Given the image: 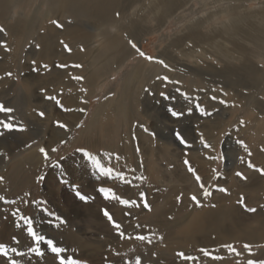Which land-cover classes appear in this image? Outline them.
<instances>
[{"label":"rangeland","instance_id":"obj_1","mask_svg":"<svg viewBox=\"0 0 264 264\" xmlns=\"http://www.w3.org/2000/svg\"><path fill=\"white\" fill-rule=\"evenodd\" d=\"M23 1L24 3L19 10L27 15L35 11L36 6L42 10L49 7L46 0ZM178 1L174 0V6L169 9L170 12L165 22H160L162 24L160 27L157 20L161 18L159 13L162 12V7L158 5L156 0H120L119 7L117 6L118 9L115 11L119 13L120 24L125 23V21L123 22L124 18L132 19L138 13V15L145 16L144 23L147 31L140 34L133 41L146 56L161 58L172 68L174 63L180 64L182 61L190 62V64L194 62L198 63L196 65H200L195 59L183 60L178 55L182 51H190V48L196 50L193 43L185 39H178L179 41H175L172 48H168L173 39L182 36L181 31H184V28L188 25L206 17L202 31L209 33L208 31L213 29L212 26L220 28L222 24L233 19L234 15L242 14V9H230L234 6L243 5L246 6L245 12L259 11V13L264 14L262 12L264 11V0H251L242 3L235 0H231V2L229 0H220L219 2L218 0V5H216V0H180L179 3ZM209 4L211 5L209 6ZM178 8L181 9L178 10ZM231 10H234V12ZM151 11L154 12L149 13ZM65 16L60 18L55 16L51 19L60 22L63 25L62 29L55 28L50 23L51 20L44 22L43 19H40L29 32L24 31L18 36H10L9 33L8 37L4 35L2 39L10 51L6 52L3 48H0V104L14 109L12 116L15 117V122L21 123L26 130L24 132L5 133L0 136V141H10L11 136H24L23 146L18 148V151L15 150L11 155L6 156L4 166L0 167V177H3V182L0 183V196H4L8 200H17V203L13 205L0 203V243H4L9 247L16 246L20 250L26 251V248L22 245L27 242V238L20 229L15 227L16 222L11 216V211L16 207L23 209L24 205L21 201L32 199L45 201L46 204L40 205V207H47L50 211L65 219V224L53 228L40 220L41 213L36 209L29 208L25 210L26 214L35 218V223L41 231L47 232L59 246L68 249L63 254L65 257L72 255L74 258H79L81 264H123L125 259L135 258L137 255L142 257L143 264H188V262L181 261L176 257L175 253L183 251L188 255L201 256L197 251L200 247L213 249L224 244L222 240H218L219 236L213 235L209 238L205 236L204 229L211 223L205 215L210 210L227 212L230 215L229 219L232 224H239L247 233L255 235L253 240L238 237L237 240L228 242L234 244L238 251L244 253L242 247L244 243L264 245V232H252L254 229L264 230V217L262 216L264 214V176L247 167L248 162L251 161L256 168H264V152L260 150L264 148V86L255 95L249 97L251 100L245 96L236 98V95H233L235 93H229V89L226 90L218 86L225 85L227 88L237 91L239 88L233 82L235 78L223 79L216 70L214 72L198 70L200 75L203 74L200 76L201 79L205 81L196 78L195 80L192 73H177L176 69H172L166 74L165 68L140 57L129 43L126 44L127 42H125V45L133 50V55L120 69L117 71L111 70L107 73V70H104L105 63L102 62L103 59L105 62V58L101 55L105 53L104 40L97 38L94 41L91 35L89 39L95 46L89 47L90 41L85 42L81 45L84 48L82 52L80 46V49L78 48L80 51L76 52V47L72 46L73 42L68 41L66 36H62L56 41L57 46L53 48L55 52L52 51L47 55H42L43 40L39 43L35 42L37 35H53L57 31V33H62L66 29L65 26L73 25V23L68 22ZM197 18L198 20H196ZM0 27L6 29L1 20ZM102 29L104 28L102 27ZM111 30L113 34L120 37L119 40L125 41L122 31L114 28ZM31 31H34V34ZM61 40L69 45L71 48L70 53L64 50L63 45L60 43ZM180 41L185 43H182V45ZM36 45L40 46L39 49ZM180 45L181 47H179ZM187 45H189V49L186 48ZM259 45L264 48V40L260 41ZM247 46L250 51L253 50L251 44ZM79 53H82V57H79ZM217 53L220 55L219 51ZM198 56L205 60L202 53H199ZM253 60L258 63L261 69H264V58ZM32 61H36L37 66L47 64L48 69L41 68L39 72L33 71ZM209 61L220 67V63L215 57ZM77 63L81 64L82 68L68 67L61 69L56 67L60 64L70 66ZM139 65L138 70H140L141 77L134 87H128L129 99H126L127 102L124 101L129 109L126 116L115 115L112 111V104L109 103L108 106L110 107L106 110L105 107L99 109L108 99L112 98L115 101L116 97L118 98L119 95L123 94L127 78L132 74L134 68L139 67ZM146 71H149V77L146 76ZM8 72L12 73L11 77L6 75ZM92 73L94 76H92ZM126 74L129 75L126 76ZM157 74L167 75L170 80L179 81V83L165 84L156 79ZM73 75L83 76V82L74 81L72 79ZM144 76L146 77L144 78ZM89 80L94 82V86L89 87L87 85L90 83ZM97 83L100 84L96 86ZM81 88L86 89V92H81ZM145 89H150V91L146 92ZM181 92L187 93V100L181 96ZM80 93H85L84 97L87 94L89 96L87 97L84 115L77 124L79 127L76 125L73 128V124L79 114L82 113L77 111L79 107L76 102ZM141 93L148 94L152 101V103L150 101L149 106L157 114L160 112L159 120L163 121L156 120L157 122H155L154 119L157 115H152L153 117L149 118V114L142 106L145 99L140 96ZM48 95L57 96L65 108L72 110L63 111L57 108L53 102L45 98ZM27 96L29 98L32 96V99L29 100L27 106H24L26 100L23 101V99ZM156 96H158V100L155 98ZM212 96H216L217 101L219 99L227 100L229 107H224L217 101H212L210 99ZM196 103H200L205 111L211 112L212 115L202 116L195 110L188 113L187 109L193 107ZM170 108L184 111L185 115L180 119H174L169 113ZM41 111L45 113L44 118L37 115ZM101 111L104 114L99 115V118L95 120L94 117L101 114ZM6 118L4 114H0V119ZM241 120L244 121L243 126L240 124ZM57 121L67 125L68 130L65 131L59 128ZM139 130L148 137L142 138L141 136L140 138ZM178 131L183 134L188 144L191 145L190 148L180 144L176 139ZM211 131H213V135L209 134ZM64 133H68L66 138L60 139L59 136ZM201 133L204 139L213 145L214 151H209L200 144ZM25 135L32 138L26 141ZM237 139L243 140L247 144L252 152L251 157L236 145L235 141ZM60 140H63V143ZM27 145H31V147H27ZM41 147H45L49 151V162H40L39 157H42V155L39 149ZM52 148H56L57 151L51 153ZM78 149L87 153L78 151ZM220 153L225 155V160L207 158L208 156L218 157ZM117 156H119V160L116 159ZM240 157H243V162ZM185 159L190 161L192 167L197 170L203 182L213 193L207 199H204L202 195L200 196L202 206L199 208L188 199L192 194H199V187L191 174L187 172L184 165ZM97 164L104 167H113L117 171L136 169L135 176H143L142 181L135 182L139 187L127 190V195L138 196V193L143 191L152 210L149 212L142 207L131 209L133 213L131 225L139 223L142 228L134 229L129 226L128 220L124 221L125 228L129 233L143 232L147 234L143 227L146 225L148 230H154L159 236H163L162 241L154 239L153 243L148 245L134 240H120L115 236L100 209L107 206L115 217L120 219L121 207L118 203L113 205L104 201L96 193V188L102 183V178L96 170ZM51 169H54L53 174L49 173ZM213 169L216 170L215 173ZM81 171L83 176H86V172H88L87 175L91 180L99 179L100 181H95L92 185L88 181L89 178L88 180H86V177L85 179L75 178L74 174ZM237 171L242 172L247 179L241 180L237 177L235 175ZM127 175L128 179L133 178V173L127 172ZM41 176H43V179L38 181ZM54 181L60 186L58 197L55 199L62 202L65 200L64 207L63 205L62 207L55 205L54 196H51L48 190L51 187H47V183L52 184ZM103 186L114 187L120 194H125V190L121 188L118 181H112ZM218 187L226 188L228 190L227 194L217 191ZM53 190L57 192V186H53ZM76 191L84 195L96 196V198L85 204L76 198ZM25 193H30V197H26ZM64 194H67L66 197L71 198L70 200L73 202L67 203ZM177 196H181L180 203H177ZM241 196L244 197L245 204L248 207L255 208L257 211L254 213L244 211L238 203ZM51 199L54 204L50 201ZM71 204L80 206L79 209L76 208L78 213L71 208ZM187 215V220L182 223V219ZM14 236L21 241V244L13 243L12 238ZM257 237H259V242H255ZM192 241L194 242L190 243ZM42 250L45 251V255L40 257L14 258L20 259L21 264H57L54 254L47 252L46 249ZM253 252L255 253L254 256H248L247 253H244L237 258L228 256L224 249H220L218 254L225 257L223 260L208 261L206 258L201 257V264H236L237 259L240 260L241 264H246L248 259L264 260V247H254ZM115 253H119V255ZM152 253H155V256H152ZM0 264H7V262L0 258Z\"/></svg>","mask_w":264,"mask_h":264},{"label":"bare ground","instance_id":"obj_2","mask_svg":"<svg viewBox=\"0 0 264 264\" xmlns=\"http://www.w3.org/2000/svg\"><path fill=\"white\" fill-rule=\"evenodd\" d=\"M179 1H178V3H179ZM187 1H189V0H187ZM217 1L218 0H216L215 2L217 3ZM229 1L231 2V0H229ZM235 1L242 3V2H248L251 0H235ZM119 2H120V0H46V3L49 5L48 8H46L45 10H42L40 7L36 6L37 8L35 9V11L31 10L32 11V12L30 11L31 14L27 15V14H24V12L19 10L20 6L24 3L23 0H0V13H1L0 14V20L5 24V28H6L5 29L6 34L5 33L0 34V39H1V41H3L2 39L4 38V35L5 36L7 35L6 37H8L9 33L11 34L10 36H12V35L18 36V35H21L24 31L29 32L32 29V27L37 23V21H39L40 19H43L44 22H48L49 20L52 19V17L59 16V18H60L64 15H66L65 17H67L68 22L73 23V25L65 26L66 31L64 30L62 33H57L58 32L57 31L53 35L49 34L46 36L43 34L37 35L35 42L39 43V41L43 40V42L41 41L42 45H43V50L41 51L42 52L41 54L47 55L48 53H51L53 51L54 46L55 47L57 46L56 41L62 36H66V39L68 41H71V43L73 42L72 46L76 47L75 48L76 52H78V51H80V50H78L79 46L81 47L82 44H85V42L88 43V41L91 40V39H89L90 35H91L92 40L97 39V38L104 40L103 43L105 45L104 44L103 45L105 48L104 49L105 53L101 54L105 58V62H104V59L102 60V62L105 63V69L104 70H107V73L111 72V70L117 71L133 55V52H132L133 50L129 46L125 45V42H127L126 44H128L129 39H131V40L137 39L140 36V34L147 31V27L145 26V23H144L146 20V17L142 16V15H138L139 13L137 14L138 16L136 15L137 17L134 16V17H132V19H130V18L128 19V17L124 18L123 22L125 21V23L120 24V22H119L120 20H119V18L117 19L116 12H115L119 7L118 6ZM156 2L158 3V5H160L162 7V9H161L162 12L160 11V9H158L161 12V13H159V14H161V18L157 20V24L160 27V25H162V24H160V22L161 21L165 22V19H166L168 13L170 12L169 9L174 6L176 1L174 2V0H156ZM219 2H220V0H219ZM189 3H191V2H189ZM148 4H149V2H148ZM205 4H207V3H205ZM210 5L211 4H209V6ZM216 5H218V3ZM213 6H215V5H213ZM263 6H264V4H263ZM245 7L246 6H243V5L231 7L230 9H238V8L242 9L243 10L242 14L234 15L233 19H230V21L228 23L222 24L220 28H214L212 26V28H213L212 30H210V31L206 30L209 33H206V32L204 33L202 31L203 26L205 25V18L206 17L204 19L201 18L199 20L197 18L196 19V20H198L197 22L194 19V21L196 23H193L191 25L187 24L188 26L184 28V31H181L182 32L181 37L176 38L175 40L173 39L172 41L169 40V41H171V43L168 46V48H172L174 42L177 41L178 39H180V40L185 39L186 41L193 43V47L196 46V50H195V48L194 49L190 48L191 49L190 51L189 50L186 51L188 53H186L185 51H182V52H180V54L178 53V55H179V57L183 58V60L195 59L200 63V65H196L198 63L193 62L195 64V66H194L193 63L190 64V62L180 60V61H182V62H180V64L174 63L173 68L171 67V65H170V67L172 69H176L177 73H180V74L182 72L183 73L184 72L185 73L186 72L192 73L195 76L194 79L195 78L201 79L200 76L203 75V74L200 75L198 70H207V71H212V72H214L216 70V71H218V75L220 77H222L223 79L224 78L228 79L230 77L235 78V80L233 82H235L239 88L237 91L232 90V88H227L225 85H218V83H216V85L221 86L223 89H226V90L229 89V93H231V92L235 93L233 95H236L235 96L236 98L245 96V97H248V99H249V97H252L253 95H255L256 92L259 91L264 86V69L263 68L261 69L258 66V63H256L253 60V59H258V58H262V59L264 58V48H261L262 46L259 45L260 41L264 40V14L259 13V11H257L258 13L257 12H245V10H246ZM39 8H40V10H39ZM183 8H185V6H183ZM179 9H181V8H178V10ZM255 9H259V8H255ZM231 11L234 12V10H231ZM153 12L154 11H151L149 13H153ZM262 12H264V11H262ZM228 13H230V12H228ZM235 13H237V12H235ZM154 14H156V13H154ZM204 16H206V15H204ZM208 16H210V15L208 14ZM217 16H218V14H217ZM223 16H221V17H223ZM209 20H210V18H209ZM209 20H208V22H209ZM213 21H214V19H213ZM134 26H135V28H134ZM102 27L104 29H102ZM113 28L118 29V30L123 32L122 36H124V38H125L124 42H122L121 39L119 40L120 37H117L116 34L112 33L113 31L111 29H113ZM33 32L31 31V33H33ZM94 33H97V34H94ZM33 34H32V36H33ZM7 40H8V38H7ZM216 41H218V42H216ZM90 43L91 44L89 47L95 46L92 41H90ZM182 43H185V42H181V44ZM246 44L247 45L251 44L253 46V50L250 51L249 47ZM188 46L189 45H187L186 48H188ZM179 47H181V45ZM96 48H98V47H96ZM165 48H167V47H165ZM90 49L92 50V48H90ZM175 50H178V49H175ZM86 51H88V50H86ZM217 51H219L220 55H218ZM53 52H55V51H53ZM248 52H250V53H248ZM199 53H202V56H204L205 60H203V58L198 56ZM79 57H82V53H79ZM214 57L220 63V67L213 65L210 61L208 62V60H210ZM140 63H142V62H140ZM140 65H139V67L134 68L132 74H130V75L128 74L129 77L126 80L125 87L123 90V94L119 95L118 98L116 97L115 101L112 100V98L108 99L107 101H105L100 106L99 109H102L103 107H105V110H106L107 108L110 107V106H108V103H109V104H112V108H113L112 111L114 112L115 115H121L123 117L126 116L129 109H128V105L125 104L124 101L127 102V100L129 99L128 98V87L129 86L134 87L138 83L139 78L141 77L140 76V70H138L140 68ZM145 67H146V64H145ZM159 71H158V73H159ZM165 72H166V74H168L169 71L166 69ZM144 73H145V71H144ZM149 74H150L149 71H146V76H148ZM128 75L126 74V76H128ZM157 75H160V74H157ZM157 75H155V76H157ZM92 76H94L93 73H92ZM146 76H144V78ZM140 81H141V79H140ZM201 81H205V80L201 79ZM89 82L90 83L87 84L89 87L94 86V82L92 80H89ZM99 84L97 83V85L96 84L95 85L98 86ZM84 94L85 93H80L77 97L78 99L76 102H77V106L79 108L86 109L87 97L89 95L87 94L86 97H84ZM260 94H261V92H260ZM140 96L145 99L144 102L142 103L143 104L142 106H143V108L146 109V113L149 114V118L151 119L153 117L152 115H155V116L157 115L156 119H154L155 122H157L156 120L163 121V120H159V118L161 116L160 112L157 114V112L154 111L153 108H151V106H149L151 100H150V97L148 96V94L141 93ZM157 97L158 96H156L155 98L158 100ZM253 98H255V97H253ZM31 99H32V96H31V98H29L28 96L25 97L23 99V101L26 100V101H24V102H26L24 104V106H27V104L29 103V100H31ZM249 100H251V99H249ZM81 101H85V103H81ZM151 103H152V101H151ZM251 103H253V102H251ZM82 104H83V106H82ZM152 106H154V105H152ZM154 112H156V113H154ZM103 114H104L103 111H101V114H98L96 117H94V119L97 120L99 118V115H103ZM83 115H84V112L79 114L77 120L73 124V128L76 127V125L79 123V121L83 117ZM161 118L165 119L164 117H161ZM214 130H215V128H214ZM212 133H213V131H211L209 134L211 135ZM54 134H55V132H54ZM67 134L68 133H64L63 135L59 136V138L60 139L66 138ZM138 134H139L140 138H141V136H142V138L148 137V136H145L142 132H140V130L138 131ZM7 136H9V135H7ZM23 138H24L23 135H16L15 137L11 136L10 141H0V167L4 166L6 156L11 155L15 150H17L18 148L23 146V144H24ZM30 138H32V137L29 135H25L26 141H29ZM53 139H55V138H53ZM44 141H45V139H44ZM263 141H264V138H263ZM42 144H43V142H42ZM39 159H40V162L43 163V161H44L43 157L40 156ZM22 160H20V161H22ZM53 170L51 169L49 171V173L53 174L52 173V172H54ZM86 173L88 174V172H86ZM87 174H86V176H83V172L81 171L80 173L78 172V174H74V177L75 178L79 177L82 179H85V177H86V180H88L89 176ZM88 181H89V183H91L93 185L95 181H100V180L98 179V180L93 181L90 179ZM92 181H93V183H92ZM53 186H57V192L53 190ZM47 187H51V188H48V190L50 191V195L54 196L53 199L56 201L55 205L62 207V205L65 203V200H64V202H62L60 200L55 199L58 197V195H57V194H59L58 188L60 186H58L56 181H54V183H52V184L47 183ZM64 193H65V191H64ZM66 195H65V197H66ZM70 199L71 198H68V196L66 197L67 203L73 202ZM50 201H52V203L54 204L52 199ZM68 206H69V204H68ZM70 206H72L71 208L74 210H76V208L79 209V207H80L78 205L76 206V204H71ZM63 207H64V205H63ZM76 212L78 213V210H76ZM262 216L264 217V214ZM205 217L207 219H209V221L211 222L210 225L206 229H204L205 236L208 238L215 235V236H219L218 237L219 241L222 240L223 243H225V242L228 243V242L237 240L238 237L244 238L247 240H253V238L255 237V235L249 234L244 229H242L239 224H232L230 219H229L230 215L225 211L210 210V211L206 212ZM187 218H188V215L182 219V223L185 222L187 220ZM193 219L195 221V217ZM190 220L192 221V219H190ZM205 222H206V220H205ZM198 223H200V222H198ZM252 232L253 233H262V232H264V230L263 229H261V230L254 229ZM258 239H259V237H257V239H256L257 241H255V242H259ZM193 242L194 241H192L190 243H193Z\"/></svg>","mask_w":264,"mask_h":264},{"label":"snow or ice","instance_id":"obj_3","mask_svg":"<svg viewBox=\"0 0 264 264\" xmlns=\"http://www.w3.org/2000/svg\"><path fill=\"white\" fill-rule=\"evenodd\" d=\"M117 19L119 18V13H116ZM52 25L55 26L57 29H62L63 25L58 22L57 20L53 19L50 21ZM0 33H5V29L3 27H0ZM61 45H63V48L66 52H71V48L67 43H65L63 40L60 41ZM129 45L138 53L140 57L143 59L149 61L150 63H156L161 65L163 68L167 69L168 71H172V68L164 62V60L154 57L146 56L145 53L140 51L137 44L129 39L128 40ZM37 49H39V45H36ZM0 48H3L4 51H10L6 43L3 41H0ZM81 51H84L83 46H81ZM33 63V71L39 72L41 68L48 69L47 64H41L39 66L36 65V61H32ZM56 67L64 69L68 67L80 69L82 68L81 64H73V65H66V64H60L56 65ZM8 77L12 76L11 72L6 73ZM72 79L77 82H83L84 77L80 75H73ZM158 81H162L165 84L173 83L178 84L179 81L170 80L167 75H158L156 77ZM81 92H86V89L81 88ZM145 91H150V89H145ZM163 95V93H162ZM226 95V93H225ZM181 96L187 100L188 95L187 93L181 92ZM47 100L54 103V105L63 110V111H71L72 109L65 108L62 104L61 100L55 96V95H48L45 97ZM212 101H217L216 96L210 97ZM219 104L223 105L224 107H229L228 101L224 99H219L217 101ZM81 103H85V101H81ZM234 106V105H233ZM193 110L199 112L202 116H210L212 115L211 112L205 111L204 107L200 103H196L193 105V107L188 108L187 112L191 113ZM77 111L84 112V108H79ZM14 112V109L8 108L2 104H0V114H4L7 118L6 119H0V136H3L5 133H13V132H24L26 129L23 127L21 123L15 122V117L12 116V113ZM170 115L174 119H180L185 115L184 111H178L174 110L173 108L169 109ZM37 115H39L41 118L45 117L44 112H38ZM57 126L61 129H64L65 131L68 130L67 125L60 123L59 121L56 122ZM241 126L244 125V121H240ZM79 127V125H77ZM145 131H147L145 129ZM176 139L179 141L180 144L185 145L186 147H191L190 144H188L187 140L183 136L182 133L179 131L176 133ZM63 143V141H61ZM236 145H238L240 148L244 150L245 153L249 157L252 156V152L249 150L247 144L240 139H237L235 141ZM200 144L209 151H214L213 145L208 143L205 139L203 134H200ZM27 147H31V145H27ZM262 152H264V148L260 149ZM57 151L56 148L51 149V153H55ZM78 151H82L84 153H87L86 151H83L81 149H78ZM139 151V149H137ZM40 154L42 155L45 162L50 161V153L45 147H41L39 149ZM208 159H220L221 161L225 160L226 157L223 153H220L217 156H208ZM117 160H119V156L116 157ZM241 161L243 162V157H240ZM184 165L187 169V172L191 174V176L194 178L196 185L199 187V194H192L188 197V199L192 202L193 205H195L197 208L202 206V201L200 199V196L202 195L204 199L209 198L213 193L209 190V188L206 186V184L203 182L200 175L197 173V170L192 167L190 161L188 159L184 160ZM247 167L249 169H253L257 172H259L262 176H264V168H256L255 165L249 161L247 164ZM96 170L98 171L100 177L102 178V183L99 187L96 188V193L99 194L101 198H103L104 201L115 204L118 203L121 207V218L117 219L114 215V213L111 211V209L107 206L100 209L103 217L106 219L107 223L110 225L111 229L114 231V234L116 237H118L120 240H134L138 241L141 244H148L151 245L153 243L154 239L157 240H163V236H159L154 230H148L147 226H143L145 229V232L147 234H144L143 232H134L129 233L127 232L125 228V220L129 221V226L133 227L134 229H141L142 226L139 223H136L135 225H131V219L133 216V213L131 209L133 208H143L144 210L151 211V206L147 201L146 194L141 191L138 193V196H129L127 195V190H130L131 188H138L139 185L136 184V181H142L144 178L143 176H135L136 169H127V171H117L113 167H104L100 164L96 165ZM127 172L133 173V178L130 180L128 179ZM213 172L215 173L216 170L213 169ZM237 177H239L241 180H246L247 177L243 175L242 172L237 171L235 173ZM215 178V177H214ZM43 179V176L38 178V181H41ZM112 181H118L119 185L122 189L125 190V194H120L114 187L109 186H103L108 184ZM3 182V177H0V183ZM217 191L221 193L227 194V189L224 187H218L216 189ZM26 197H30V193L24 194ZM76 198L87 204L90 201L94 200L96 196H88L81 194L79 191H76L75 193ZM177 203L181 202V196L176 197ZM0 203L13 205L17 203L16 199L8 200L4 196H0ZM21 203H23L24 208L21 209L19 207H16L12 209L11 216L14 219L15 227L17 229H20L23 233V235L27 238V242L23 244L22 246L26 248V251L20 250L16 246L9 247L8 245L4 243H0V258H3L7 264H21L20 259H16L14 257L19 258H25L29 256H36L40 257L45 255V251L42 249H46L47 252H50L54 254V259L56 260L57 264H81V260L79 258H74L72 255H68L65 257V254L68 249L66 247L59 246L55 239L47 234V232L41 231L37 224L35 223V218L29 214H26L27 209L32 208L36 209L39 213H41L40 220L43 222H46L47 225L55 228L59 225H63L66 223L65 219L63 217H60L58 214L50 211L47 207H40V205L46 204L45 201L41 200H32V199H25L22 200ZM241 208H243L244 211L249 213H254L257 210L255 208H250L245 204V199L243 196L240 197L238 201ZM215 207V205H213ZM171 219V217H169ZM14 244H21V241L17 239V237L12 238ZM244 253H247L248 256H254L255 253L253 252L254 247H264V245L261 244H251V243H244L242 245ZM220 249H224L228 256L230 257H241L244 253L237 250V248L232 243H224L219 245L217 248L209 249L206 247H200L197 249V251L201 254V256H193L188 255L183 251H177L175 253L176 257H178L181 261L188 262V264H201V257L206 258L208 261H221L225 257L218 254L220 252ZM116 255H119V253H115ZM152 256H155V253H152ZM123 264H143L142 257L140 255L135 256V258H128L123 261ZM236 264H241L240 260H236ZM246 264H264V260H254V259H248Z\"/></svg>","mask_w":264,"mask_h":264}]
</instances>
